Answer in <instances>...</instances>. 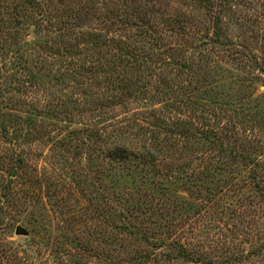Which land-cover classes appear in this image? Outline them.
Wrapping results in <instances>:
<instances>
[{
    "label": "rangeland",
    "instance_id": "1",
    "mask_svg": "<svg viewBox=\"0 0 264 264\" xmlns=\"http://www.w3.org/2000/svg\"><path fill=\"white\" fill-rule=\"evenodd\" d=\"M112 261L264 264V0H0V264Z\"/></svg>",
    "mask_w": 264,
    "mask_h": 264
},
{
    "label": "trees",
    "instance_id": "2",
    "mask_svg": "<svg viewBox=\"0 0 264 264\" xmlns=\"http://www.w3.org/2000/svg\"><path fill=\"white\" fill-rule=\"evenodd\" d=\"M132 154H130L131 156ZM110 158L112 160H114V164L111 165V170L114 172L115 170H117L118 168L121 169V167L124 165V153L122 154H117L116 156H110ZM128 161V160H127ZM111 178H112V175H111ZM133 227H129L128 228V231L131 232V233H134V229H132ZM116 229V228H115ZM124 231V230H123ZM112 233V232H111ZM124 233V232H123ZM114 235V234H113ZM114 236H117V235H114ZM143 239H146V237H143ZM164 241V240H163ZM165 242V241H164ZM137 253V252H136ZM179 257H183L184 259H188L189 258V253L187 251V249H183L180 250V253H179ZM141 258L143 259L144 257L141 256ZM171 258V257H170ZM135 260V258L133 259ZM131 260V261H133ZM172 260V259H171ZM111 264H124V261H119V262H116V261H112ZM128 264H131V262H129Z\"/></svg>",
    "mask_w": 264,
    "mask_h": 264
},
{
    "label": "water",
    "instance_id": "3",
    "mask_svg": "<svg viewBox=\"0 0 264 264\" xmlns=\"http://www.w3.org/2000/svg\"><path fill=\"white\" fill-rule=\"evenodd\" d=\"M17 235H21V234H24V232L19 228L18 230H17V233H16Z\"/></svg>",
    "mask_w": 264,
    "mask_h": 264
}]
</instances>
